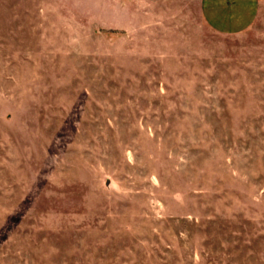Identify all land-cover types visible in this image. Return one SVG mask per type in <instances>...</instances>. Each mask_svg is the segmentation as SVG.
Wrapping results in <instances>:
<instances>
[{
	"label": "rangeland",
	"instance_id": "374dc122",
	"mask_svg": "<svg viewBox=\"0 0 264 264\" xmlns=\"http://www.w3.org/2000/svg\"><path fill=\"white\" fill-rule=\"evenodd\" d=\"M203 3L0 0V264H264V0Z\"/></svg>",
	"mask_w": 264,
	"mask_h": 264
},
{
	"label": "crops",
	"instance_id": "0c3cea01",
	"mask_svg": "<svg viewBox=\"0 0 264 264\" xmlns=\"http://www.w3.org/2000/svg\"><path fill=\"white\" fill-rule=\"evenodd\" d=\"M225 0H204L203 11L207 21L218 30H230L241 28L246 23L248 0H236L239 5L236 8L240 12L235 13L225 4ZM243 8L245 9L243 12ZM242 12V13H241Z\"/></svg>",
	"mask_w": 264,
	"mask_h": 264
}]
</instances>
